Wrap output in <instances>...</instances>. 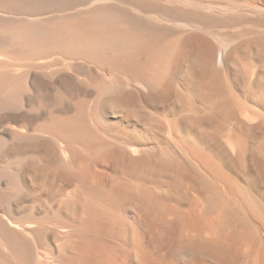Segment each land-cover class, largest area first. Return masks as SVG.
<instances>
[{
	"label": "bare ground",
	"instance_id": "6f19581e",
	"mask_svg": "<svg viewBox=\"0 0 264 264\" xmlns=\"http://www.w3.org/2000/svg\"><path fill=\"white\" fill-rule=\"evenodd\" d=\"M126 258L264 264V0H0V264Z\"/></svg>",
	"mask_w": 264,
	"mask_h": 264
},
{
	"label": "rangeland",
	"instance_id": "374dc122",
	"mask_svg": "<svg viewBox=\"0 0 264 264\" xmlns=\"http://www.w3.org/2000/svg\"><path fill=\"white\" fill-rule=\"evenodd\" d=\"M148 222H149V224H148V226H150V227H148V229L146 230V231H141L140 233V240H141V244L142 245H144L145 244V246L146 247H148L150 250H154V254H155V256H159V255H165L164 256V258H167V257H170L171 258V249H170V247L168 246V245H166V244H164L162 241H165L164 239L166 238V235L164 234V233H166L165 232V229H163L162 230V227L160 226V225H158V226H156V223L154 222V220H153V218L151 217V216H149L148 217ZM151 223L153 224V225H151ZM159 226L161 227V228H159ZM164 228V227H163ZM160 230V231H159ZM161 230H162V232H161ZM157 231V234L155 233ZM143 232V233H142ZM148 232H150V233H148ZM159 232V233H158ZM148 233V234H147ZM155 233V234H154ZM161 233H163V234H161ZM142 234H144V235H142ZM147 234V235H146ZM158 234H159V236H158ZM161 234V235H160ZM142 235V236H141ZM153 235V237H150V236H152ZM163 235H165V236H163ZM156 237V238H155ZM163 237H164V239H163ZM163 239V240H162ZM154 240V241H153ZM152 241V242H151ZM144 242V243H143ZM163 243V244H161V246H159V243ZM149 245V246H148ZM160 248H159V247ZM156 251V252H155ZM162 256V257H163ZM176 259V258H175ZM130 260H128L127 261V258H126V261H125V259H124V261H123V264H130V262H129ZM88 262H86V264H87ZM176 264H178L177 262H176Z\"/></svg>",
	"mask_w": 264,
	"mask_h": 264
}]
</instances>
